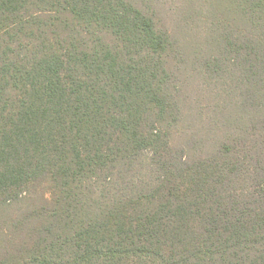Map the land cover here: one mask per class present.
Masks as SVG:
<instances>
[{
  "label": "trees",
  "instance_id": "trees-1",
  "mask_svg": "<svg viewBox=\"0 0 264 264\" xmlns=\"http://www.w3.org/2000/svg\"><path fill=\"white\" fill-rule=\"evenodd\" d=\"M227 2L211 67L264 100V0ZM139 5L0 0V264H264V106L254 146H174L181 53Z\"/></svg>",
  "mask_w": 264,
  "mask_h": 264
},
{
  "label": "rangeland",
  "instance_id": "rangeland-1",
  "mask_svg": "<svg viewBox=\"0 0 264 264\" xmlns=\"http://www.w3.org/2000/svg\"><path fill=\"white\" fill-rule=\"evenodd\" d=\"M133 1L148 6L181 53L180 62L169 61L181 91L177 97L180 123L172 132L173 145L185 146L195 160L213 153L219 142L239 135L245 136L247 146L256 145L255 139L261 137L248 122L259 121L252 106H264L262 96L255 93L249 98L240 72L230 64L222 71L211 67L221 51L219 33L242 25L228 0ZM245 106H250L252 114L245 113Z\"/></svg>",
  "mask_w": 264,
  "mask_h": 264
}]
</instances>
